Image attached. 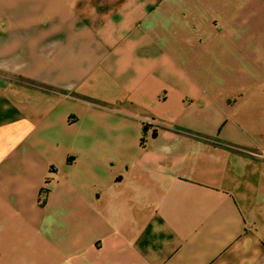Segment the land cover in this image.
<instances>
[{
    "label": "crops",
    "instance_id": "crops-1",
    "mask_svg": "<svg viewBox=\"0 0 264 264\" xmlns=\"http://www.w3.org/2000/svg\"><path fill=\"white\" fill-rule=\"evenodd\" d=\"M0 264H264V0H0Z\"/></svg>",
    "mask_w": 264,
    "mask_h": 264
}]
</instances>
